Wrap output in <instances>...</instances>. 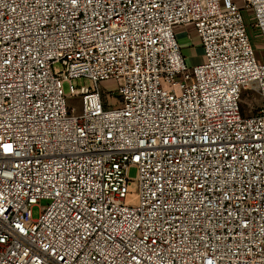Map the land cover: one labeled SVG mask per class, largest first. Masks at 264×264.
<instances>
[{"label":"built area","instance_id":"1","mask_svg":"<svg viewBox=\"0 0 264 264\" xmlns=\"http://www.w3.org/2000/svg\"><path fill=\"white\" fill-rule=\"evenodd\" d=\"M252 31L264 0H0V264H264Z\"/></svg>","mask_w":264,"mask_h":264},{"label":"rangeland","instance_id":"2","mask_svg":"<svg viewBox=\"0 0 264 264\" xmlns=\"http://www.w3.org/2000/svg\"><path fill=\"white\" fill-rule=\"evenodd\" d=\"M232 2L237 4L238 6L242 5V0H232ZM251 35H252L253 41L255 43L256 49L258 50L259 58L264 60V54H263L264 46L262 44V41L260 40V34L257 31H252ZM198 47L199 46H195V48H197L196 49L197 50V54H199V53L202 54V50L200 49V47L199 48ZM191 52H193V51H191ZM199 62H200L199 59L197 61L193 59V60L188 61L187 64H188L189 67H192V63L194 64V63H199ZM73 86L76 89H80L81 87H84V86H86V87L90 86V83L88 81H85L84 79L75 80V81H73ZM100 89H101L102 93L104 95H106L108 100H110L111 103L115 104V100H116L115 98L117 97V84L114 81L102 83V85L100 86ZM63 90H64L66 95H69L70 92H71L70 84L69 83H65L64 87H63ZM244 100L245 101H249V100H247V98L244 99ZM250 102L253 105H256V102L253 101V99L250 100ZM128 175H129L131 180H135L136 177H137V170L135 168H131L128 171ZM48 205H49V201H47V200H43V201L39 202L32 210L33 219L34 220L39 219L43 209H45Z\"/></svg>","mask_w":264,"mask_h":264},{"label":"crops","instance_id":"3","mask_svg":"<svg viewBox=\"0 0 264 264\" xmlns=\"http://www.w3.org/2000/svg\"><path fill=\"white\" fill-rule=\"evenodd\" d=\"M176 36L179 41L183 54L186 57L187 62L190 60L200 61L202 54H197V48L195 46H200L199 38L196 35L195 29L193 26H180L176 28ZM198 47V48H199ZM202 50V49H201ZM193 51V52H191ZM198 63H192V66Z\"/></svg>","mask_w":264,"mask_h":264}]
</instances>
